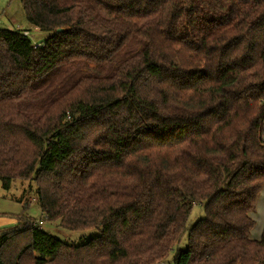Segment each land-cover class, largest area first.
Listing matches in <instances>:
<instances>
[{
	"label": "trees",
	"instance_id": "16d2710c",
	"mask_svg": "<svg viewBox=\"0 0 264 264\" xmlns=\"http://www.w3.org/2000/svg\"><path fill=\"white\" fill-rule=\"evenodd\" d=\"M21 3L51 34L0 28V180L100 234L9 216L0 264H264V0Z\"/></svg>",
	"mask_w": 264,
	"mask_h": 264
},
{
	"label": "rangeland",
	"instance_id": "374dc122",
	"mask_svg": "<svg viewBox=\"0 0 264 264\" xmlns=\"http://www.w3.org/2000/svg\"><path fill=\"white\" fill-rule=\"evenodd\" d=\"M0 28L13 30L17 28L27 29L29 30L28 34L37 44L41 43L39 41H45L51 34V32L36 29L28 22L21 0H0ZM35 186L33 181L15 180L12 182L11 187L6 189L0 180V217L2 219L11 218L9 216H17L24 213L34 219L40 220L41 210L39 203L38 201L31 200L32 196L37 197ZM203 216L204 206L200 204L194 205L189 216L188 227ZM252 216L256 224L252 229L251 237L259 239L264 226V188L258 197L256 211ZM43 219L42 227L45 230L68 243L81 244L100 234V230L97 228L68 231L58 226L56 221L45 220V217ZM187 242L188 236L185 234L181 242L174 247V250L170 254L171 257L175 255L177 247L185 248Z\"/></svg>",
	"mask_w": 264,
	"mask_h": 264
},
{
	"label": "crops",
	"instance_id": "0c3cea01",
	"mask_svg": "<svg viewBox=\"0 0 264 264\" xmlns=\"http://www.w3.org/2000/svg\"><path fill=\"white\" fill-rule=\"evenodd\" d=\"M41 42V41H39ZM16 222V219L15 218H1L0 217V227L1 226H8V225H12Z\"/></svg>",
	"mask_w": 264,
	"mask_h": 264
},
{
	"label": "built area",
	"instance_id": "2783aa9c",
	"mask_svg": "<svg viewBox=\"0 0 264 264\" xmlns=\"http://www.w3.org/2000/svg\"><path fill=\"white\" fill-rule=\"evenodd\" d=\"M25 33L27 34V32H25ZM38 45H40V44L39 43L38 44L37 43L35 44V46H38ZM31 200L32 201H36V198L35 197H32ZM38 223H39V225H42L43 224V221L42 220H39Z\"/></svg>",
	"mask_w": 264,
	"mask_h": 264
}]
</instances>
